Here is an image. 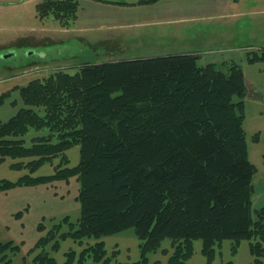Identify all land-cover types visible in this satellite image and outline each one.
<instances>
[{
  "label": "trees",
  "instance_id": "1",
  "mask_svg": "<svg viewBox=\"0 0 264 264\" xmlns=\"http://www.w3.org/2000/svg\"><path fill=\"white\" fill-rule=\"evenodd\" d=\"M79 10L80 0L36 6L40 19L51 17L66 29ZM200 57L87 62L74 74L60 70L0 95V108L14 92L23 103L7 121L0 119V165L11 159V168L29 171L16 181L0 179V193L72 179L79 187L77 221L42 220L20 264H148L165 240L173 247L168 264H187L196 240L203 242L206 264L225 241L233 256L248 241L252 264L263 263L264 207L253 202L257 169L245 129L244 72L236 63H222L226 70L202 65ZM259 60L264 53L248 52L249 62ZM32 129L48 133L27 145ZM76 145L80 161L68 166L66 153ZM57 158L53 174L33 175ZM128 230L140 242V259L119 263V251L110 252L104 238ZM68 238L89 243L80 252L68 250L59 263L53 255ZM23 245L0 241V264H13Z\"/></svg>",
  "mask_w": 264,
  "mask_h": 264
},
{
  "label": "rangeland",
  "instance_id": "2",
  "mask_svg": "<svg viewBox=\"0 0 264 264\" xmlns=\"http://www.w3.org/2000/svg\"><path fill=\"white\" fill-rule=\"evenodd\" d=\"M42 1L43 0H0V80L14 73H22L23 75L27 74L32 77V80L40 77L43 78L60 70L74 74L75 72H77V68L80 65L87 62L92 64H103L128 61L132 59L173 55L181 48L185 47V45L189 47L190 42H195V36L196 39L197 36H199L201 39L207 38V33H209L210 31L212 32V29H214V31L212 32V35L214 37H218L217 32L225 33L222 34V36L225 37H221L220 39H224L226 42H232L234 41V37L239 36L237 42L240 43L232 42L230 45H219V43H217L218 45H216L218 48H220L219 50L222 51H218L217 55L214 54V56L212 57L218 56V58L223 59L218 63V65L220 66V68L224 69L223 64L224 66H227L230 65V63L233 64V62H235L234 60H230V57H235L236 53H234L233 50L237 51V46H248L247 44L250 41L245 37L255 38L253 37L254 35L250 33L248 24L243 25V23L238 20L227 22L225 19H219V17L218 20H215L212 23L189 22L187 25L179 24L180 27L176 25L177 23H170V25L165 26L164 30L156 27L155 32L152 31L151 33L140 32L136 34L129 28L128 32L124 31L123 35L117 36L113 30L105 29L99 31L79 28L76 23L72 27L66 29L61 27L59 22L51 17L45 19H40L38 17L36 6ZM127 1L132 2L136 0ZM228 4L233 5L232 7L234 8L227 7L225 9L242 10L258 9L260 7L264 8V0H240V2L238 3L234 4V2L231 1L228 2ZM223 17L228 19L233 18L229 16V13H225ZM260 20V18L256 20V24L259 23L260 26L263 27V20H261V23ZM174 25L176 30H172ZM204 26H207V31L201 29ZM238 26H240L242 29H240ZM185 28H187V31L185 30ZM245 28H247L246 31ZM169 31H171V34H169ZM259 31L261 30H257V32ZM256 37H259V35H256ZM245 39L247 43H245ZM216 46L213 48H216ZM244 48L245 47H241L240 49ZM189 52L190 51L185 52V54H197L195 52ZM5 55L8 56L5 58ZM202 56L204 57L203 53ZM212 57L208 56L206 58L208 60L210 58L214 59ZM206 58L201 62L202 65L207 64V62H205L207 61ZM224 70H226V68ZM17 96L19 97V95ZM47 133L48 132L45 130L41 132L36 131L35 129L30 130L28 135L25 137L27 145L31 144V139L42 137L43 135H47ZM248 143L249 145L254 146V144L251 143L250 140H248ZM66 154L69 160L68 166H76L79 163L80 147L78 145L68 150ZM19 161H25L26 163H28L31 160L24 159ZM12 162L13 161L11 159H6L4 166L0 167V179L16 181L22 175L29 173L27 169L18 170L11 168ZM59 162L60 158H57L53 161V164L46 163L41 168H39L38 171L34 172L33 175H51L54 172V166L56 164L58 165ZM74 182L75 180L72 179L69 183L62 184L67 185L66 188L70 192L72 189V184ZM62 184L60 182H55L53 184H47L46 186L53 188V186L57 187V185H61L59 186L61 192L66 193L67 191H62V189L64 188ZM68 204L70 205L69 199ZM51 205L54 206L56 204L51 203ZM75 205L76 203L73 202V207H70L69 209V217L73 221H77L80 216V209L77 205ZM16 221L17 220H15L14 217H12V219L7 217V224H11V226L13 225L18 228V221ZM15 232L14 228L11 229V231L9 228H6V240H16V238L12 236ZM35 232L36 231L32 230V236H30V227L27 230L25 227L23 233L26 240V246H22L23 252L17 257L13 258V264H20L23 257H26L29 251V244H31L30 242L34 237ZM122 233L126 237L127 243L129 245L128 249L123 248L122 246L120 248L119 242H112L107 240V238H104L106 247L110 252L115 250L119 251V256H117L116 262L131 263L139 260L140 242L135 236L134 231L128 230ZM122 233L118 235H121ZM9 234L12 236V238L8 237ZM118 235H115L117 236L116 239L119 238ZM197 241L201 240H196L194 242V245ZM87 242L88 241H85L83 244H80L77 241L68 238L62 242L59 251L56 252L53 256L59 263H64L65 253L68 250L73 249L80 252L89 243ZM137 242L138 256L137 259L132 260L135 254L134 248L137 246ZM225 242L231 243V241ZM225 242H223L222 247L218 250L219 254L222 253ZM240 246L238 248V252L240 250ZM166 247H169L173 252L171 241L165 240L162 243L161 248L156 253L150 255V261L148 264H153V260H156L154 264H159L157 262L161 256H163V258H168V256L172 252L169 253L170 251ZM238 252L234 256L231 253L229 260L233 259V261L235 262ZM34 255L35 253L30 254L28 256V261H31Z\"/></svg>",
  "mask_w": 264,
  "mask_h": 264
},
{
  "label": "crops",
  "instance_id": "3",
  "mask_svg": "<svg viewBox=\"0 0 264 264\" xmlns=\"http://www.w3.org/2000/svg\"><path fill=\"white\" fill-rule=\"evenodd\" d=\"M136 1L80 0L79 17L76 24L79 28L90 30H113L116 36L123 35L124 31L128 32L129 28L136 34L140 32L151 33L152 31L155 32L156 27L164 30L165 26L170 25V23H177L176 25L180 27L179 24L187 25L189 22L212 23L215 20H218V17L219 19H225L227 22L238 20L242 22L243 25L248 24L250 33H252L255 38L245 37L250 41L247 44L248 46H237V51L233 50L236 55L235 57H230V60H234L235 62L233 63L240 65L244 72L247 87L245 98V129L248 140L254 144V146L249 145V153L250 160L257 169L254 177L253 202L255 208L264 207V60L252 63L248 61V52L257 51L260 54L264 53V24L263 27H261L259 23L256 24V20L259 18L263 20L264 23V8L260 7L258 9L242 10L225 9L227 7L234 8L232 7L233 5L228 4V2H231L232 0H161L152 5L128 4ZM238 2H234V4ZM225 13H229V16L233 18H224L223 15H225ZM238 27L242 29L240 26ZM187 28H185L186 31ZM201 29L207 31V26H204ZM172 30H176L175 25ZM246 30L247 28H245V31ZM257 30L261 31L257 32ZM213 31L214 29H212V32ZM212 32L210 31L207 33L210 38L207 37L201 39L197 36L196 39L195 36V42H190L189 47L185 45V47L181 48L173 55L185 54V52L188 51H190L189 53L195 52L201 55L200 60L202 62L206 57H212L214 54L217 55L218 51H222L216 46L218 45L217 43H219V45H230L232 42L240 43L237 42L239 36L234 37V41L232 42H226L224 39H220L221 37H225L222 36V34L225 33L217 32L218 37H214ZM169 34H171V31H169ZM256 35H259V37H256ZM246 39L245 43H247ZM215 46L216 48H213ZM241 47L245 48L240 49ZM202 53L204 54V57L202 56ZM212 58L214 59L210 58L208 60L206 58L207 61L205 62L219 63L223 60L218 58V56ZM30 81H32V77L27 74L23 75L22 73H14L9 75L0 80V95L25 86ZM17 95H19V93L14 92L13 97L0 108V119L3 121H7L14 116L23 106V103ZM4 164L5 162L2 163L0 167L4 166ZM65 184H62L64 187L62 191H67L66 193L61 192L59 188L61 185H57V187L53 186V188L46 185H40L37 187H20L0 193V240L7 241L6 228H9L10 231L14 228V232L16 231L14 235H12L16 238L14 241L19 243L23 242V247H25L26 240L23 230H25V227L26 230L30 227V236H32V230L36 232L33 239H31V244H29V250L35 245L39 238L37 226L42 220L61 219L65 216H70L69 209L70 207H73V202H75L80 209V204L76 200L79 190L78 184L74 182L70 192ZM68 199L70 200V205L68 204ZM51 203L56 205L52 206ZM21 211L25 212L22 213ZM19 212H21V214L18 217L17 213ZM7 217L11 219L14 217V219L18 221H16L18 228L13 225L12 228L11 224H7ZM12 236L10 234L8 235V237L11 238ZM118 236V239H116L117 236H114L108 237L107 240L119 242L120 248L122 246L123 248L128 249L129 245L123 233ZM137 248L138 242L137 246L134 248V253L136 255L134 254L132 260L137 259ZM166 248L170 251L169 253L172 252L169 247ZM194 248L195 253L187 264H206V258L202 254L203 242L197 241ZM230 251L231 243L225 242L222 253H218L213 264H227L231 255ZM251 255L250 243L245 241L242 242L235 259V264H251L254 260V257ZM169 256L168 258H163V256H161L159 258L160 261L158 260L157 263L167 264ZM153 261L154 264L156 260ZM262 264H264V259Z\"/></svg>",
  "mask_w": 264,
  "mask_h": 264
},
{
  "label": "water",
  "instance_id": "4",
  "mask_svg": "<svg viewBox=\"0 0 264 264\" xmlns=\"http://www.w3.org/2000/svg\"><path fill=\"white\" fill-rule=\"evenodd\" d=\"M7 56H8V55H7ZM7 56H4V57L6 58Z\"/></svg>",
  "mask_w": 264,
  "mask_h": 264
},
{
  "label": "flooded vegetation",
  "instance_id": "5",
  "mask_svg": "<svg viewBox=\"0 0 264 264\" xmlns=\"http://www.w3.org/2000/svg\"><path fill=\"white\" fill-rule=\"evenodd\" d=\"M6 56V55H5Z\"/></svg>",
  "mask_w": 264,
  "mask_h": 264
}]
</instances>
